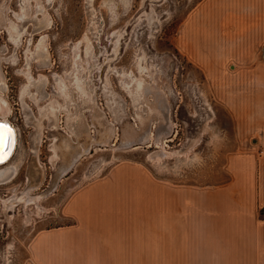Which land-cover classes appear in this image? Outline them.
<instances>
[{"label":"rangeland","instance_id":"374dc122","mask_svg":"<svg viewBox=\"0 0 264 264\" xmlns=\"http://www.w3.org/2000/svg\"><path fill=\"white\" fill-rule=\"evenodd\" d=\"M199 1L0 0V70L11 107L8 113L0 99V111L18 134L8 163L18 176L0 186V197L36 184L33 194H48L38 205L19 203L10 214L0 205V264H22L36 232L68 223V197L115 165L144 168L173 190L216 192L229 180L234 122L224 99L212 94L202 71L175 44L182 20ZM139 83L144 103L131 95ZM76 84L89 89L87 101L113 128L110 144H92L81 156L76 143L84 146L90 138L77 139L68 126L80 103ZM49 103L66 106L57 119L44 115ZM90 111L81 114L88 135L98 139L100 125ZM143 132L150 136L140 144ZM54 148L57 158H51ZM119 220L124 225L127 218Z\"/></svg>","mask_w":264,"mask_h":264},{"label":"crops","instance_id":"0c3cea01","mask_svg":"<svg viewBox=\"0 0 264 264\" xmlns=\"http://www.w3.org/2000/svg\"><path fill=\"white\" fill-rule=\"evenodd\" d=\"M175 39L234 122L229 180L173 190L115 165L68 197V223L36 232L22 264H264V0H200Z\"/></svg>","mask_w":264,"mask_h":264},{"label":"bare ground","instance_id":"6f19581e","mask_svg":"<svg viewBox=\"0 0 264 264\" xmlns=\"http://www.w3.org/2000/svg\"><path fill=\"white\" fill-rule=\"evenodd\" d=\"M10 26V25H9ZM15 26V25H14ZM14 26H11L10 29L8 28V30L11 32H17L16 29L14 28ZM4 75L2 74V71L0 70V99H3L5 101V110L9 111L11 110L10 108V103L7 101V98H6V90H7V87H6V84L4 82ZM32 84L33 81L31 82ZM29 84V83H28ZM77 85V84H76ZM137 85V84H136ZM26 86V85H25ZM77 87H79L77 85ZM87 89V88H86ZM85 87H79L78 88V91H79V95H80V103L79 104H76V114L75 113H71L70 114V118H71V125H68L69 128L71 129V132L72 134L77 138H81L83 135H87L89 136L90 138V143H86V145L84 144V146L82 144H79V143H76L77 144V149L79 150H76V151H79L78 154L81 155H84V154H87L88 151L90 149L93 148L94 145L92 144H96V143H99V144H106V143H109L110 142V139L112 138V132H113V128L111 126L110 123H108L105 119V117L93 106V104L90 103V101L88 102L87 101V97H88V94L86 93V90ZM27 91V90H26ZM131 95H133L132 97H134V102H141V103H144V96H145V93L146 91L144 90V87L142 85V83H139L135 89L131 91ZM68 93V92H67ZM71 93V92H70ZM24 94H25V88L23 86V88L21 89V92H20V95L21 97L23 98L24 97ZM90 95V94H89ZM65 96V95H64ZM67 97L70 98L69 94H66ZM65 97V98H67ZM90 98V97H88ZM69 105V104H67ZM74 105V104H73ZM66 107V106H65ZM64 107V108H65ZM62 108L60 105L58 104H48V106L45 107L44 109V115H48V116H52L54 119H57V114L58 112L61 110V109H64ZM90 109L92 112V119L94 121V123H98L100 125V135H99V138L96 139L94 137H92L91 135H88L89 132V128L87 126V124L85 123L84 121V118H83V114L82 113V110L83 109ZM6 116V114H4V112H1L0 111V121L1 122H6L7 120L4 118ZM69 118V119H70ZM68 119V120H69ZM9 122V120H8ZM10 125L12 126V130L14 131V134H15V141H14V148H13V151L11 152V155L9 156V158H7L6 161L4 162H1L3 161L4 158V155L5 154H2L0 152V166L4 165L5 166H2L0 167V184L3 185V184H6L8 182H10L11 180H13L16 176H17V170L11 166L9 163L12 155H13V152L15 150V147L17 146V142H18V134L15 130V128L13 127V125L11 124V122H9ZM40 125V124H39ZM126 131V130H125ZM144 131V130H143ZM149 132V131H148ZM128 135V134H127ZM134 135V134H133ZM129 136V135H128ZM127 136V137H128ZM139 136V135H138ZM137 136V137H138ZM149 135H147L146 132H143L141 133V139L139 140V143H146V140L148 138ZM65 137V136H64ZM72 137V136H71ZM126 138V137H125ZM129 138V137H128ZM72 139V138H70ZM162 139V138H161ZM134 140V139H133ZM148 141V140H147ZM88 142V141H87ZM72 144V143H71ZM110 144V143H109ZM124 144V142H123ZM122 144V145H123ZM66 145V144H65ZM73 145V144H72ZM75 145V144H74ZM107 145V144H106ZM122 145H114L113 148L116 149V150H120L122 149ZM4 146V143H3V136L0 135V150H2ZM54 147V146H53ZM12 148V146H11ZM72 148V147H70ZM73 149V148H72ZM68 151V150H67ZM35 152V151H34ZM53 152V156L51 158H57V150L56 148H54V150L52 151ZM65 153L66 150H65ZM73 153V152H72ZM76 154V153H75ZM158 154V153H157ZM70 155V154H68ZM73 155V154H72ZM37 158V157H36ZM50 158V159H51ZM160 159V158H159ZM53 160V159H52ZM57 161V160H56ZM54 162V161H53ZM73 162V161H72ZM39 163V162H37ZM52 164V163H51ZM39 165V164H38ZM54 166V164H53ZM67 166V165H66ZM40 167V166H39ZM64 167V166H63ZM68 167V166H67ZM44 168V167H43ZM56 168V167H55ZM57 169V168H56ZM35 170V169H34ZM42 170V168L40 169ZM58 170V169H57ZM63 170V169H61ZM60 170V171H61ZM59 172V171H58ZM39 173V171H38ZM61 173L63 174V172L61 171ZM33 175V174H32ZM34 176V175H33ZM40 176V175H39ZM38 176V177H39ZM57 176V175H56ZM37 177V178H38ZM36 178V177H35ZM56 178V177H55ZM54 178V180H55ZM59 178V177H58ZM61 178V177H60ZM28 180V179H27ZM61 180V179H59ZM31 181V180H30ZM34 181V179H33ZM32 181V182H33ZM31 182V183H32ZM58 182V181H57ZM28 183V182H27ZM54 184V183H53ZM57 185V184H56ZM39 187V184H36L35 186H31V187H27L26 188V191L22 192L21 195H16V194H12L11 196L7 197V198H2L0 197V205H1V209H2V214H10L11 211H14L15 210V207L21 203L23 205V207H27L29 204H39L38 201L41 199V198H46L48 196V194H33L32 191H35L36 189H38ZM40 188V187H39ZM51 188V187H50ZM56 188V187H55ZM51 194V193H50ZM49 194V195H50ZM52 195V194H51ZM20 204V205H21ZM2 220V218L0 217V221Z\"/></svg>","mask_w":264,"mask_h":264},{"label":"water","instance_id":"95a60500","mask_svg":"<svg viewBox=\"0 0 264 264\" xmlns=\"http://www.w3.org/2000/svg\"><path fill=\"white\" fill-rule=\"evenodd\" d=\"M0 125H7L8 128L11 129V137H7V136H3V143H4V146L2 148V150H0V152L2 154H5L4 155V158L3 161L1 162H4L7 160V158H9V156L11 155V152L13 151V148H14V141H15V134H14V131L12 130V126L10 125V123L8 121L6 122H1L0 121ZM133 145H135V143H133ZM12 146V148H11Z\"/></svg>","mask_w":264,"mask_h":264},{"label":"snow or ice","instance_id":"6c2138e0","mask_svg":"<svg viewBox=\"0 0 264 264\" xmlns=\"http://www.w3.org/2000/svg\"><path fill=\"white\" fill-rule=\"evenodd\" d=\"M0 135L11 137V129L7 125H0Z\"/></svg>","mask_w":264,"mask_h":264},{"label":"flooded vegetation","instance_id":"af4514ba","mask_svg":"<svg viewBox=\"0 0 264 264\" xmlns=\"http://www.w3.org/2000/svg\"><path fill=\"white\" fill-rule=\"evenodd\" d=\"M103 115V114H102ZM16 148V147H15ZM14 153V152H13ZM2 166H5V164L4 165H2ZM2 166H0V167H2ZM19 174V173H18ZM18 176V175H17ZM17 176L13 179V180H15L16 178H17ZM13 180H11L10 182H12ZM10 182H8V183H10ZM8 183H6V184H3V185H0V186H4V185H7ZM25 183H26V177H25V179H24V182H23V185H25ZM7 195H5V196H2V197H6Z\"/></svg>","mask_w":264,"mask_h":264}]
</instances>
